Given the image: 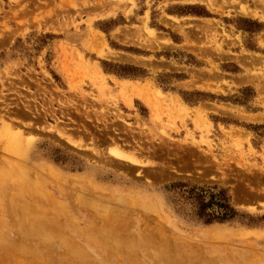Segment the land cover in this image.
Wrapping results in <instances>:
<instances>
[{
    "label": "rangeland",
    "instance_id": "374dc122",
    "mask_svg": "<svg viewBox=\"0 0 264 264\" xmlns=\"http://www.w3.org/2000/svg\"><path fill=\"white\" fill-rule=\"evenodd\" d=\"M1 259L264 264V0H0Z\"/></svg>",
    "mask_w": 264,
    "mask_h": 264
},
{
    "label": "trees",
    "instance_id": "16d2710c",
    "mask_svg": "<svg viewBox=\"0 0 264 264\" xmlns=\"http://www.w3.org/2000/svg\"><path fill=\"white\" fill-rule=\"evenodd\" d=\"M178 186L184 187L183 185H171L170 188L173 190V188H179ZM187 193L195 203L193 210L195 218L203 224L223 223L239 217L236 209L232 207L225 189L193 187Z\"/></svg>",
    "mask_w": 264,
    "mask_h": 264
},
{
    "label": "bare ground",
    "instance_id": "6f19581e",
    "mask_svg": "<svg viewBox=\"0 0 264 264\" xmlns=\"http://www.w3.org/2000/svg\"><path fill=\"white\" fill-rule=\"evenodd\" d=\"M211 3V2H210ZM216 5V4H215ZM118 7V6H117ZM211 7V6H210ZM150 37V36H149ZM136 43V42H135ZM99 44V43H98ZM94 47V46H93ZM95 49H97V48H95ZM128 101V100H127ZM129 102V101H128ZM128 102H126V103H128ZM14 129V128H13ZM61 132V131H60ZM60 132H58V135H59V133ZM63 132H65V131H63ZM62 133V132H61ZM61 135V134H60ZM62 139V138H61ZM66 139V138H65ZM70 140V139H69ZM72 141V140H71ZM69 143H70V141H69ZM118 151V150H117ZM52 172V171H51ZM55 175V174H54ZM101 237V236H100ZM103 240H104V238H103ZM5 259V258H4ZM0 261H3L2 259L0 260Z\"/></svg>",
    "mask_w": 264,
    "mask_h": 264
},
{
    "label": "crops",
    "instance_id": "0c3cea01",
    "mask_svg": "<svg viewBox=\"0 0 264 264\" xmlns=\"http://www.w3.org/2000/svg\"><path fill=\"white\" fill-rule=\"evenodd\" d=\"M182 2H184V1H178V2H176V3H182Z\"/></svg>",
    "mask_w": 264,
    "mask_h": 264
}]
</instances>
